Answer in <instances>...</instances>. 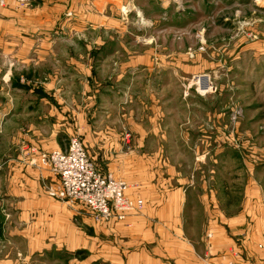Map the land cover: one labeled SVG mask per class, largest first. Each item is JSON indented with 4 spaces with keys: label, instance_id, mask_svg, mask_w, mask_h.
I'll use <instances>...</instances> for the list:
<instances>
[{
    "label": "rangeland",
    "instance_id": "374dc122",
    "mask_svg": "<svg viewBox=\"0 0 264 264\" xmlns=\"http://www.w3.org/2000/svg\"><path fill=\"white\" fill-rule=\"evenodd\" d=\"M4 10L28 23L26 51L15 45L18 29L13 51H0L3 193L14 185L12 155L38 158L78 139L131 200L207 190L216 224L231 216L264 251V0L9 1ZM30 164L57 201L52 175L42 174L50 171ZM8 231L0 228V252L27 251ZM57 240L10 262L102 264L96 245Z\"/></svg>",
    "mask_w": 264,
    "mask_h": 264
},
{
    "label": "crops",
    "instance_id": "0c3cea01",
    "mask_svg": "<svg viewBox=\"0 0 264 264\" xmlns=\"http://www.w3.org/2000/svg\"><path fill=\"white\" fill-rule=\"evenodd\" d=\"M10 12L4 10L0 14V51H13V32L18 29L20 34L18 39L14 37L15 45H20L23 53L27 46L20 29L28 20L22 13ZM33 157L38 161L36 155L26 152L22 157L12 155L11 159L15 160H11L14 166L10 168L14 185L4 193L0 190V212L4 209L11 217L17 215L13 219L4 218L0 228L6 233L7 228L10 231L14 226L15 236L21 238L28 249L11 254L0 252V259L4 260L0 264H15L11 259L20 256L33 257L41 252L47 241L51 243L57 238L56 242L67 241L66 248L78 244L80 248L90 249L91 244L96 245V260L102 264H251L264 261V251L258 247L260 238L251 236L245 226L241 227V222L229 216L216 224L213 215L217 212L209 207L207 190L141 196L145 207L140 213L122 224L105 226L89 219L79 205L72 207L51 199L42 189L38 165L30 164ZM42 174L44 177L52 175L46 170ZM51 178L47 179L48 184L56 181L53 175ZM193 198L205 199L207 204L200 210ZM242 223L245 225V221ZM88 228H93V236H87Z\"/></svg>",
    "mask_w": 264,
    "mask_h": 264
},
{
    "label": "built area",
    "instance_id": "2783aa9c",
    "mask_svg": "<svg viewBox=\"0 0 264 264\" xmlns=\"http://www.w3.org/2000/svg\"><path fill=\"white\" fill-rule=\"evenodd\" d=\"M9 1L18 7H25L35 4L37 0H0V6ZM38 162L56 178L54 184L48 187L51 196L81 206L87 217L98 224H122L144 208L142 199L131 200L126 195L125 183L96 169L78 139H72L65 150L40 153ZM258 264H264V261Z\"/></svg>",
    "mask_w": 264,
    "mask_h": 264
}]
</instances>
